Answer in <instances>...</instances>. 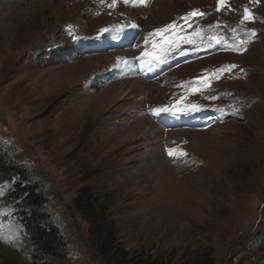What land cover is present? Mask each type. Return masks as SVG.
I'll return each instance as SVG.
<instances>
[{
    "label": "rangeland",
    "instance_id": "obj_1",
    "mask_svg": "<svg viewBox=\"0 0 264 264\" xmlns=\"http://www.w3.org/2000/svg\"><path fill=\"white\" fill-rule=\"evenodd\" d=\"M153 46L163 71L147 79ZM0 158L65 245L28 246L13 175L0 264H106L83 190L129 257L264 264V0H0Z\"/></svg>",
    "mask_w": 264,
    "mask_h": 264
},
{
    "label": "trees",
    "instance_id": "obj_2",
    "mask_svg": "<svg viewBox=\"0 0 264 264\" xmlns=\"http://www.w3.org/2000/svg\"><path fill=\"white\" fill-rule=\"evenodd\" d=\"M13 175L21 177L14 198L16 201L20 200L28 210L23 214L24 225L27 229L26 243L29 247H33L42 258L45 256L53 258L60 255L65 247L64 239L58 229L41 213L45 200L39 193L38 187L26 184L23 172L17 166H9L0 158V181L11 180ZM77 206L92 221L91 229L96 230L97 246L106 264H154L142 257H129L123 247L116 244L114 225L107 220L104 213L101 215L97 209L96 199L88 190H83L79 194ZM198 264L215 263L211 253L206 252L200 256Z\"/></svg>",
    "mask_w": 264,
    "mask_h": 264
},
{
    "label": "snow or ice",
    "instance_id": "obj_3",
    "mask_svg": "<svg viewBox=\"0 0 264 264\" xmlns=\"http://www.w3.org/2000/svg\"><path fill=\"white\" fill-rule=\"evenodd\" d=\"M141 2H143V0H141ZM224 2H225V0H219V3H220L221 5H223ZM257 2H258V0H257ZM244 12H245V15H244V17H243V20L247 21V20L252 19L251 15H250V13H249V10H248L247 8L244 9ZM197 14H199V15H204L203 13H197V12H193V13H191V15H193V16H195V15H197ZM173 27H174V25H169V26H167L165 29L157 30V31H158V33H160V32L167 31L168 28H173ZM107 31H109L107 28L101 30V32H107ZM254 35H255V31L253 30V31H252V36H254ZM190 42H191V41L188 40L187 38L185 39V43H190ZM216 42L219 43L220 40L217 39ZM241 43H243V41H241ZM236 50H238V51H242L243 49H236ZM146 54H147V55H150V56L153 55L152 53H146ZM154 58H155V59H161V57L158 56V55L155 56ZM231 67H235V66H229V67H228V70H230ZM224 70H225V69H221L220 71H224ZM212 99H215V97H212ZM196 107H197V106H193L194 109H195ZM168 110H169V109H167V108H157V109H154L153 111H154L155 113H160V112H162V111H168ZM168 153H169L170 156H172V155H173V150L169 149V150H168ZM181 155H187V153H181Z\"/></svg>",
    "mask_w": 264,
    "mask_h": 264
},
{
    "label": "bare ground",
    "instance_id": "obj_4",
    "mask_svg": "<svg viewBox=\"0 0 264 264\" xmlns=\"http://www.w3.org/2000/svg\"><path fill=\"white\" fill-rule=\"evenodd\" d=\"M5 5V4H4ZM128 81V80H127ZM4 212H1L0 211V219H4L5 217H6V215L5 214H3ZM6 231H9V229H7V228H4V230H3V228H2V230H1V227H0V235L1 236H3V234L6 232ZM0 236V237H1ZM1 241V240H0Z\"/></svg>",
    "mask_w": 264,
    "mask_h": 264
}]
</instances>
